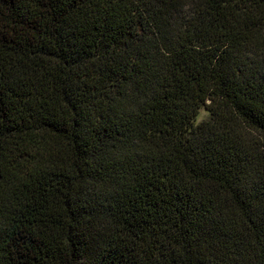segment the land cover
<instances>
[{
	"label": "trees",
	"instance_id": "obj_1",
	"mask_svg": "<svg viewBox=\"0 0 264 264\" xmlns=\"http://www.w3.org/2000/svg\"><path fill=\"white\" fill-rule=\"evenodd\" d=\"M0 264H264V0H0Z\"/></svg>",
	"mask_w": 264,
	"mask_h": 264
},
{
	"label": "rangeland",
	"instance_id": "obj_2",
	"mask_svg": "<svg viewBox=\"0 0 264 264\" xmlns=\"http://www.w3.org/2000/svg\"><path fill=\"white\" fill-rule=\"evenodd\" d=\"M206 114H207V112L205 110H201L200 114L198 116V120L204 118L206 116Z\"/></svg>",
	"mask_w": 264,
	"mask_h": 264
}]
</instances>
